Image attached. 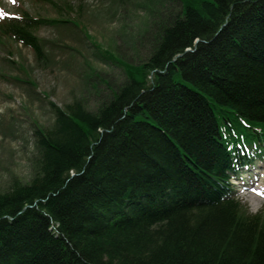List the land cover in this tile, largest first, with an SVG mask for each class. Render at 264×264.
Here are the masks:
<instances>
[{
	"label": "trees",
	"instance_id": "1",
	"mask_svg": "<svg viewBox=\"0 0 264 264\" xmlns=\"http://www.w3.org/2000/svg\"><path fill=\"white\" fill-rule=\"evenodd\" d=\"M176 1L96 112L50 102L35 175L0 191V264H264V213L230 183L264 159V0ZM22 14L0 37L43 60Z\"/></svg>",
	"mask_w": 264,
	"mask_h": 264
},
{
	"label": "rangeland",
	"instance_id": "2",
	"mask_svg": "<svg viewBox=\"0 0 264 264\" xmlns=\"http://www.w3.org/2000/svg\"><path fill=\"white\" fill-rule=\"evenodd\" d=\"M1 1L10 13L67 20L31 28L43 60L12 38L0 42V191H6L13 180L29 182L35 175L36 124L53 126L50 102L63 108L80 101L96 112L128 81L123 63H143L154 50V33L180 6L176 0H162L155 10L150 0ZM246 186L239 200L250 213H264V190L256 194L255 185Z\"/></svg>",
	"mask_w": 264,
	"mask_h": 264
}]
</instances>
